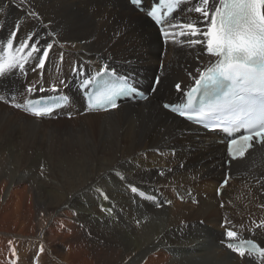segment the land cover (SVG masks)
Masks as SVG:
<instances>
[{
    "label": "bare ground",
    "instance_id": "obj_1",
    "mask_svg": "<svg viewBox=\"0 0 264 264\" xmlns=\"http://www.w3.org/2000/svg\"><path fill=\"white\" fill-rule=\"evenodd\" d=\"M219 6H182L164 44L128 0H0V63L12 65L0 74V264H264L224 244L231 227L264 244V229H255L264 222V149L231 165L219 198L226 168L217 137L193 134L155 102L180 98L176 85L187 90L213 63L205 37L180 25L206 32ZM196 7L209 11L207 22ZM162 62L161 83L144 103L87 115L73 91L75 64L148 79ZM53 88L71 94L62 113L75 118L14 107ZM42 248L47 255L36 253Z\"/></svg>",
    "mask_w": 264,
    "mask_h": 264
},
{
    "label": "snow or ice",
    "instance_id": "obj_2",
    "mask_svg": "<svg viewBox=\"0 0 264 264\" xmlns=\"http://www.w3.org/2000/svg\"><path fill=\"white\" fill-rule=\"evenodd\" d=\"M133 5H140L141 0H130ZM210 0H203L204 5H208ZM220 6L211 13L210 26L207 31L200 33L197 25L181 24L180 27L189 29L193 36L202 34L207 37V51L209 54L218 57L215 64L201 72L199 79L195 81L196 87L192 89L195 94L201 89H208L212 86L213 91H222L223 96L207 108L209 114L222 112H235L234 123L244 128L247 134L239 138L232 139L229 145V153L233 157L244 152L252 146L254 138L264 142V0H219ZM197 13H202L205 22L209 17V11L196 7ZM36 15L35 13H31ZM148 17H152V11L147 12ZM155 22V21H154ZM175 26V25H173ZM183 34V33H182ZM15 35L10 32L9 36ZM167 35V33H165ZM28 39L18 41L20 49L28 48ZM193 40L191 43H199ZM12 45L9 44V47ZM33 52H40L37 42L32 41L30 45ZM51 44L46 45L39 55V62L36 67L42 68ZM31 55V53H30ZM10 63H0V74L5 72ZM24 69V64L19 65ZM61 83H64L63 81ZM161 80L159 77L154 81L152 91H156V85ZM179 90L180 86L176 85ZM42 90V89H41ZM32 91V87L27 89ZM53 91H56L53 88ZM137 90L133 88H121L105 98V106L115 109L118 107L116 97L127 96ZM147 98V97H145ZM19 107V105H15ZM165 109L172 106L164 104ZM52 111L51 107H45L33 111V115L41 117ZM203 114V113H201ZM184 115V113H181ZM162 174V173H161ZM226 183V182H225ZM132 192H137L133 187ZM227 236L232 238L235 233L227 232ZM233 252L244 257L245 252L229 244ZM264 256V249L260 250Z\"/></svg>",
    "mask_w": 264,
    "mask_h": 264
},
{
    "label": "rangeland",
    "instance_id": "obj_3",
    "mask_svg": "<svg viewBox=\"0 0 264 264\" xmlns=\"http://www.w3.org/2000/svg\"><path fill=\"white\" fill-rule=\"evenodd\" d=\"M11 38V36L10 37H8V40ZM194 38V37H193ZM203 39H204V35H203ZM205 40V39H204ZM156 98V97H155ZM154 99V98H153ZM158 99V101H155V102H159L158 104H159V106H160V99L159 98H157ZM163 101H166V100H163ZM168 101H171V100H168ZM72 115H66V118H68V117H71ZM70 120V119H69ZM205 198H206V195L204 196ZM204 198V199H205ZM249 217H250V215H249ZM46 219V218H45ZM41 248V247H40ZM40 250L41 249H39L36 253H38V254H44V256L45 255H47V253H48V251H47V249L46 248H42V252H40ZM57 263H59V262H57ZM59 264H61V263H59Z\"/></svg>",
    "mask_w": 264,
    "mask_h": 264
}]
</instances>
